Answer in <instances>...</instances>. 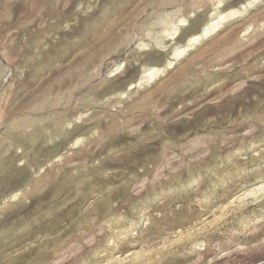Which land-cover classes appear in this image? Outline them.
<instances>
[{"label":"rangeland","instance_id":"1","mask_svg":"<svg viewBox=\"0 0 264 264\" xmlns=\"http://www.w3.org/2000/svg\"><path fill=\"white\" fill-rule=\"evenodd\" d=\"M0 264H264V0H0Z\"/></svg>","mask_w":264,"mask_h":264}]
</instances>
